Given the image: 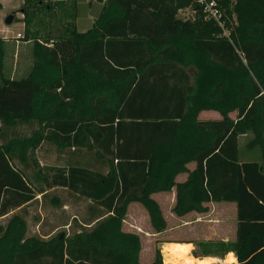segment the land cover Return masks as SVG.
I'll return each mask as SVG.
<instances>
[{"label": "trees", "instance_id": "obj_1", "mask_svg": "<svg viewBox=\"0 0 264 264\" xmlns=\"http://www.w3.org/2000/svg\"><path fill=\"white\" fill-rule=\"evenodd\" d=\"M214 1L228 35L200 0H106L86 32L76 0H25L34 65L0 80V218L52 188L94 205L73 235L47 239L28 237L13 213L0 231V264H141L140 236L122 228L128 207L142 204L162 233L168 224L152 194L174 187L178 217L237 204L236 239L198 242L195 257L234 253V264H264V0ZM187 9L193 16L180 18ZM52 23L60 28L38 32ZM204 110L222 119L200 120ZM24 126L29 134L7 137ZM247 133L263 162L239 157ZM46 142L73 157L40 165ZM153 264H163L159 249Z\"/></svg>", "mask_w": 264, "mask_h": 264}, {"label": "rangeland", "instance_id": "obj_2", "mask_svg": "<svg viewBox=\"0 0 264 264\" xmlns=\"http://www.w3.org/2000/svg\"><path fill=\"white\" fill-rule=\"evenodd\" d=\"M18 1L20 0L3 1L5 4V10H3V15L5 16L4 23L9 17L16 15L13 12L18 10H13V6H16ZM76 1L77 29L83 32L88 31L92 27L94 19H97L101 14L106 0ZM6 25L11 26L15 34L17 32H22L23 34L24 28L16 16L11 24H7L6 22ZM32 50L33 42L16 45L14 41H10V44L5 49L4 73L13 74L15 72L16 79L28 76L31 72L30 70L23 76L20 69L21 66L25 67L26 58L29 57L28 53L31 51L32 55ZM17 65L20 67L18 71H15ZM232 116L235 117V114L232 113ZM30 132L31 128L24 126L8 131L6 135L7 137H11L14 133L29 134ZM252 138L253 135L251 133L240 137L239 157L241 160L263 162V152L260 147L253 149L248 147V142ZM37 155L40 165L43 166L64 165L70 157H73V154H70V152L60 155L57 149L47 142L41 146ZM26 174L35 184H39L37 177H35V170L32 167L28 166ZM165 196L163 193L154 196L155 199L161 202L160 206L168 224L166 231L162 233H156L153 229L148 212L142 204L133 202L128 207L122 228L125 231L134 232L140 236L142 246L140 254L141 264H153L157 249L161 252L164 264L163 248L170 242L191 243L193 246L191 253L194 256L193 253L198 242L234 240L237 229V215L232 205H226L224 202H216L212 205H207L208 203H206L209 207L208 212H192L184 217H178L173 212L174 205H170V202L164 198ZM54 197L63 201L64 205H57V202L52 201ZM91 205L92 203L88 200L79 199L75 195L68 194L66 190L56 189L53 193L48 192L44 197L40 195L38 200L26 205L21 210H15L8 216L0 218V231L7 225L12 214L18 213L26 222L28 237L37 236L47 239L55 235H73L81 229L83 222L91 218ZM226 257L227 255L223 259L217 257L199 259L208 261L211 264H225Z\"/></svg>", "mask_w": 264, "mask_h": 264}, {"label": "crops", "instance_id": "obj_3", "mask_svg": "<svg viewBox=\"0 0 264 264\" xmlns=\"http://www.w3.org/2000/svg\"><path fill=\"white\" fill-rule=\"evenodd\" d=\"M3 1L4 0H0V5H1L0 6V79L2 76L6 77V78H12L13 79L16 77L15 72H13V74L12 73L11 74H5L3 71V67L5 64V49H6V47H8V45L10 44V41H14L16 45H19L22 43L23 44H29L30 42H33V41L32 40L26 41L25 39H17V34L22 33V32H17V34H15V31L11 28V26L6 25V22L4 23L5 16L3 15V10H5V4L3 3ZM60 1L61 2L63 1L65 3H69L71 0H59V2ZM24 2H25V0H22V1L20 0V1H18L16 6H13L14 7L13 10H18V11H14L13 13H16V15L15 14L14 15L17 17V19H19V21H21L22 27L24 28L23 29V35L25 33V26H26L24 21H23V19H24V9H23ZM76 3H77V1H76ZM57 10H58V13H60V14L62 13L64 15L66 7L64 5L63 9L59 7V8H57ZM62 10H63V12H62ZM192 16H193V12L190 9L180 11V13H179L180 18H188V17H192ZM77 18H78V16H77ZM94 21H95V19H94ZM76 26H77V20H76ZM58 28H60V25H58L57 23L56 24L52 23V25H42V26L40 25V26H38V32L42 35H46L50 31H53L55 29L58 30ZM78 31L83 32V31H80L79 29H78ZM84 32H86V31H84ZM28 55H29V57L26 58L27 60L25 61V67L21 66V69H20L21 75H23V76L26 75L29 70L31 71L33 68V65H34L33 50H32V55H31V51H30V53H28ZM18 65L15 68V71L16 70L18 71V68L20 67ZM233 113L235 114V117L232 116V113L230 114V116L232 118H236V115H237L236 112H233ZM199 119L200 120H220V119H222V115L218 111H215V110H204L199 114ZM244 135H246V134H244ZM244 135H242V136H244ZM187 168L190 172L193 171L196 168V162H190L187 165ZM188 176H189L188 172L181 173L176 177V182L177 183L185 182L188 179ZM56 189L66 190L64 188H52V189L46 191V193L47 194H48V192L53 193L54 190H56ZM160 193H163L164 195H166L164 198L170 202V205H176V193H177V191H176L175 187L171 191H168V192H158V193L152 194V198L154 200H156L159 205H161V202L158 201L157 199H155L154 196L157 194H160ZM68 194H70V193L68 192ZM39 196L36 197V200H38ZM52 201L57 202V205H62V204L64 205V202L61 201L60 199H58L57 197L52 198ZM89 202H91V201H89ZM91 203H92V205H94L93 202H91ZM214 203H216V202H210L207 205H212ZM224 203H226V205H232L233 208L235 209V212L237 215V204L235 202H224ZM126 232H129V231H126ZM236 232H237V229H236ZM235 239H236V234H235L234 240ZM181 243H187V242H181ZM233 255L235 256V254H233Z\"/></svg>", "mask_w": 264, "mask_h": 264}, {"label": "bare ground", "instance_id": "obj_4", "mask_svg": "<svg viewBox=\"0 0 264 264\" xmlns=\"http://www.w3.org/2000/svg\"><path fill=\"white\" fill-rule=\"evenodd\" d=\"M192 244L168 243L163 248L164 264H211L192 255ZM234 254V253H233ZM232 253L226 257L225 264H232L237 258Z\"/></svg>", "mask_w": 264, "mask_h": 264}, {"label": "built area", "instance_id": "obj_5", "mask_svg": "<svg viewBox=\"0 0 264 264\" xmlns=\"http://www.w3.org/2000/svg\"><path fill=\"white\" fill-rule=\"evenodd\" d=\"M201 4L204 6V10L207 14V17L215 20L224 30L226 35L229 34V30L225 27V21L222 20V11L217 7V4L214 0H200ZM24 35L22 33L17 34V39H23Z\"/></svg>", "mask_w": 264, "mask_h": 264}, {"label": "water", "instance_id": "obj_6", "mask_svg": "<svg viewBox=\"0 0 264 264\" xmlns=\"http://www.w3.org/2000/svg\"><path fill=\"white\" fill-rule=\"evenodd\" d=\"M13 20H14V16H11V17H9V18L6 20V22H7V24H11V23L13 22Z\"/></svg>", "mask_w": 264, "mask_h": 264}]
</instances>
